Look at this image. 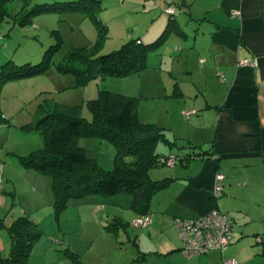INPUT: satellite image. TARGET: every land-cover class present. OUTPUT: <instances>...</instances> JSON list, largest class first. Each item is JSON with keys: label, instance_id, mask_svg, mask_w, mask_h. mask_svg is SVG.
I'll list each match as a JSON object with an SVG mask.
<instances>
[{"label": "crops", "instance_id": "obj_1", "mask_svg": "<svg viewBox=\"0 0 264 264\" xmlns=\"http://www.w3.org/2000/svg\"><path fill=\"white\" fill-rule=\"evenodd\" d=\"M195 1L171 0L176 5L174 14L187 13V24L196 25L191 34L175 18L173 24L166 25L167 36L174 33L185 38V46L173 48L168 55L160 48L164 39L156 48L159 50L148 54L145 69L126 77L110 76L108 80L118 85L121 90L118 92L139 97L140 121L155 123L166 130L176 145L169 147L162 143L165 149L161 147L160 151L177 160L153 171L151 177L155 180H171L153 194L150 221L139 226L142 230L133 238V247L121 246L122 237L117 234L118 240L109 241L104 248L100 246L98 253L92 252L91 245L83 247L85 251L79 254L83 264H101L110 254L112 260L107 264H135L151 253L162 264H222L224 258L231 257L237 264H264V0ZM19 5V0L14 7L10 4L9 12L15 13ZM99 18L109 26L110 22ZM132 36L130 33L126 39ZM136 38L142 43L145 40L140 35ZM148 38L149 42L153 40L151 35ZM242 61L246 63L241 64ZM189 110L193 112L186 116ZM11 127L16 126L9 120L0 123V222L4 226L12 219L7 217L9 212L2 213L9 205V196L15 195L6 186L18 192L19 188L24 189L30 201L32 197L34 203H41L39 206L44 200L50 202L48 193L44 196L39 189L44 181L41 173L23 166L17 158L25 154L17 147L28 146L31 151L33 143L11 142ZM90 141L79 137L77 144L86 151L85 144ZM190 145L202 154L187 162L179 160L190 151ZM96 160L105 168L112 166L108 157L102 162ZM217 171L223 175V187L221 196L213 199L211 190ZM117 195L121 193L89 194L78 201L88 203L94 214L100 211L99 217L107 218L109 224L117 222L124 226L122 200ZM39 206L28 209L22 204L13 214L31 217L43 209ZM215 207L225 212L232 223L231 243L222 252L212 250L204 255L185 256L174 219L194 218ZM128 216L139 217L134 211ZM31 218L38 227L39 217ZM4 226L0 228L6 229ZM58 242L64 244L65 239L62 237ZM8 250V233L6 236L0 232V253L6 254ZM48 250L57 254L52 245ZM60 255L66 258L61 251Z\"/></svg>", "mask_w": 264, "mask_h": 264}, {"label": "trees", "instance_id": "obj_2", "mask_svg": "<svg viewBox=\"0 0 264 264\" xmlns=\"http://www.w3.org/2000/svg\"><path fill=\"white\" fill-rule=\"evenodd\" d=\"M12 2L14 0H0V21L12 16L14 23L25 25L31 23L34 16L45 12H77L93 21L98 35L96 43L73 47L56 63L59 71L72 73L79 85H84L95 77H126L145 69L148 54L162 43L168 33L167 27L175 21L174 18H169L163 33L151 42L142 43L138 38H129L119 48L102 54L98 50L102 38L107 35L108 27L98 16L103 9L101 0L32 4L30 0H19V9L13 14L8 8ZM167 14L172 15L174 12ZM51 34L56 41L44 51L39 62L15 64L9 60L3 63L0 84L46 70L53 54L63 42L58 29L51 30ZM85 106L90 112V119L82 115V104H63L51 99L40 103L33 122L20 127L25 130L38 126L43 128V146L27 154L17 155L19 161L23 166L50 177L56 213L67 206L70 198L89 194L106 196L127 193L132 196L131 209L139 216L150 217L153 194L166 187L171 180H155L150 177L149 170L165 165L169 158V155L157 150V145L161 142L172 147L176 142L167 136L163 127L140 121L137 96L100 89L95 97L85 101ZM6 121L0 112V123ZM79 137H96L111 142L116 149L113 168L104 169L95 158L88 156L85 149L77 144ZM189 148L190 151L179 160L187 162L202 154L194 151L195 147L192 145ZM0 226H4L2 222ZM119 226V223L112 222L107 229ZM4 227L9 236V250L5 256L0 253V264H28L31 248L40 235L35 223L28 215H20ZM62 253L74 264H83L79 255L73 251L66 249Z\"/></svg>", "mask_w": 264, "mask_h": 264}, {"label": "rangeland", "instance_id": "obj_3", "mask_svg": "<svg viewBox=\"0 0 264 264\" xmlns=\"http://www.w3.org/2000/svg\"><path fill=\"white\" fill-rule=\"evenodd\" d=\"M36 1L52 2L54 0H33L32 3H36ZM199 1L196 0L195 3H199ZM15 3L16 0L11 3L12 7L15 6ZM166 3V0H101L103 9L98 14L110 23L106 37H103L104 39L102 38L101 40L99 53L104 54L119 48L127 40L126 38L130 37V33H133L132 38H136L137 35L143 36L145 39L143 43L149 42V35H151V39L155 40L163 33L169 18H175L189 34L193 33V27H196V25L191 24V22L187 24L188 14L183 13L184 15L182 14L181 16H178L177 13L168 15L164 11V7L167 6ZM172 6L176 7L175 4ZM18 9L19 6L16 8V11ZM32 19L31 23L25 25H19L18 22L14 23L11 16L0 21V71L1 65L9 60H12L15 64H23L25 62L37 63L42 60L44 51L56 41L55 37L51 34V30L53 29L60 31L63 42L53 54L51 63L46 70L30 76L9 79L0 84V112L6 116L7 121L9 120L11 125L16 126L10 128L12 130L11 142L14 140H24L33 143L32 147L38 149L44 143L43 128L38 126L25 130L20 126L33 122L40 103L42 104L45 100L51 99L63 104H82V115L90 119V112L85 106L87 99L95 97L98 90L104 89V85L109 86L111 91L118 92L121 90L117 88L118 85L115 83L108 82L111 78L110 76L103 77L105 79L95 77L84 85H79L76 84L75 76L72 73H63L56 68V63L61 61L69 49L96 43L98 36L97 29L91 19L83 17L77 12H45L34 16ZM163 40L164 43L160 48L161 50H166L168 55L173 48L179 47L180 49L182 46H185V38L174 33L169 36L166 35ZM178 52H175V54ZM175 54H171V57ZM87 138L91 140L90 143L85 144L87 145V155L99 159L101 162L105 161L107 157L110 158L112 161L111 167L105 168L99 165L107 170L112 169L116 153L114 145L107 140L96 137ZM27 147L19 146L17 148L19 152L27 154L30 151ZM161 147L164 148L160 142L157 145V150L160 151ZM162 168H166V165L150 169V177L154 170ZM39 176L44 179V181H41L42 184L39 189L44 192V196L48 193L51 203L47 204L44 200L43 204L39 206L41 203L38 201H36L37 204L34 203L32 197L30 201L24 189L19 188L18 192L6 186V190L10 192L14 191L15 195L12 196L8 193L10 195L9 205H6L7 208L2 213V215H6L9 212L7 217L12 220H8L6 224L8 225L18 216L13 213L15 209L19 210L22 204L27 208L29 206L28 209H33L35 206L43 208L33 214L35 217H39L37 218L39 226L37 227V223L35 225L36 231L40 235L31 248L28 264H57L61 260L63 261L60 264H74L68 257L65 258L60 255V251L65 252L66 249H69L79 255L82 251H85L83 247L91 245L92 252L98 253L100 246L104 248L105 244H108L109 241L118 240L117 234H120V237H122V240H120L122 241L120 243L121 246L133 247V238L142 229L135 227L132 224L135 218L132 219L128 216L130 213L133 214L131 209L132 196L130 194L121 193V195H117L122 200L120 202L121 210H123L121 216L122 221L126 222V225L123 226L122 224L116 229H107L109 225L108 220L107 218L105 220L99 217L100 211L94 214L95 211H93V208L91 209L88 203L78 201L87 198L88 195L80 198H70L67 206L56 213L53 207L50 177L43 173ZM153 177L151 178L154 179ZM0 232H4L7 236L6 229L0 228ZM128 235L131 237L130 240L128 239ZM56 237L57 240H55ZM62 237L65 239L64 244L58 242ZM68 243L69 246L67 245ZM49 245H52L56 249L57 254L53 252L54 250H48ZM111 260L110 254L109 259L101 264H107ZM97 261L96 263H98ZM142 261L135 264H162L161 259L152 253L146 255V259Z\"/></svg>", "mask_w": 264, "mask_h": 264}, {"label": "built area", "instance_id": "obj_4", "mask_svg": "<svg viewBox=\"0 0 264 264\" xmlns=\"http://www.w3.org/2000/svg\"><path fill=\"white\" fill-rule=\"evenodd\" d=\"M166 2L167 6L164 8V11L172 14L174 8L171 5V0H166ZM240 63L245 64L246 62L242 61ZM191 112L193 110L186 111L185 115L188 116ZM175 162L176 158L173 156L167 159V164H174ZM1 180L0 168V184ZM222 187L223 175L217 171L211 190V197L213 199H218L221 196ZM149 221V215H141L135 218L132 224L134 226H143ZM174 223L181 241V252L188 257L206 254L212 250H224L229 246L234 235V229L228 215L221 211L219 207H215L194 218L176 217ZM222 264H237V260L233 257L224 258Z\"/></svg>", "mask_w": 264, "mask_h": 264}]
</instances>
